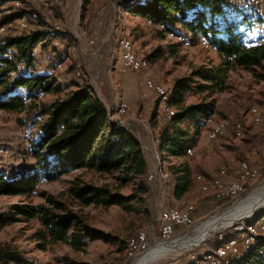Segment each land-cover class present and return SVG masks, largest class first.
Segmentation results:
<instances>
[{
	"label": "rangeland",
	"instance_id": "1",
	"mask_svg": "<svg viewBox=\"0 0 264 264\" xmlns=\"http://www.w3.org/2000/svg\"><path fill=\"white\" fill-rule=\"evenodd\" d=\"M66 1L62 0L56 7L60 11L58 16L53 8L42 9L47 25L68 33L69 39L66 38L65 41L53 39L43 54L34 55L36 72L45 74L46 70L52 69V76L63 89L59 94L43 95L36 100V103L46 105L57 96L65 95L64 91L74 89L67 85H75L76 82L79 85L84 82L90 85L97 97L106 105L107 111L114 109L118 101L123 102L126 105L125 111L121 115H113V121L125 130L131 131L142 141L143 148L145 147L144 156L148 164V174L158 166L161 177L159 176L153 182L146 180L149 187V193L145 196L146 201L130 202L128 210L118 206L105 207L100 204L81 207L68 200L65 193L76 178L86 185L107 187L111 192L123 196L131 194L136 187L137 180L122 185L116 175L98 174L87 170L69 172L54 182H42L38 185L37 194L0 196V215L11 219L0 227V247L6 246L20 252L23 258L22 264H129L127 241L137 233L145 232L148 246L153 247L152 245L159 241L157 217L164 208L172 206L180 208V205H183V208L189 203L192 204V209H195L194 225H189L182 232L175 234L172 241L181 237L189 239L196 235V228L203 222L222 215L255 191L264 189V80L258 81L250 72L243 69L227 72L222 85L223 90L215 91L211 98L207 99L214 102L217 116L215 118L227 123L222 136L226 135L211 142L207 138V130H200L199 135L195 137V146L191 148L188 157L175 159L168 155L166 160H162L153 144L162 124L161 118H157L158 105L155 100L157 96L146 90L143 82L154 81L162 85L167 92L175 80L188 76L196 69L218 68L220 57L210 47L200 46L199 39L193 41L191 48L177 45L174 40L166 37L165 33L162 34L155 30L156 28L147 26L143 18L135 16L137 8L132 14H126L121 7V23H118L120 28L117 32L116 15L113 16L105 11L106 6L109 5L107 0H68L70 1L68 5ZM126 1L130 2V0ZM12 5L14 4L0 2V18L9 13L8 8ZM24 22L17 21L10 25L5 36L19 35L26 26ZM33 23L35 22L27 23L29 29L35 28ZM257 26L253 28L254 33L257 31L254 36L264 37V25L261 26V30ZM102 27L104 30H101ZM120 37H125L131 42L133 52L139 59L147 60L146 58L158 48L163 50L162 56L147 61L148 66L139 72L122 71L116 62L119 52L116 41ZM92 41L94 45L89 44ZM51 58L53 63L59 65L58 67L51 66ZM76 71L80 73L79 76L82 73L84 79H76L79 77L76 76ZM260 73L264 71L260 69ZM8 77L12 80L15 76ZM189 99L194 102L198 97L192 94ZM251 108H256L260 113L261 118L258 123L252 122L248 115ZM26 116L25 113L0 111V147H6L14 152L13 149L16 148L14 144L17 146L25 143L27 134L23 129L26 125L21 121ZM234 121L242 124L241 137L236 138L232 135L231 125ZM9 145L12 147L10 148ZM12 157H0V170L12 161ZM183 161L190 167L194 179L197 176H203L206 179L222 167L227 169V178L228 176L232 178L237 170L234 171V169L242 161L255 167L258 176L245 194L236 200L216 201L210 197L212 194L210 191H200V184L196 179L194 189L180 200H174L170 192L171 182L164 180L165 175L162 176V169H168L170 165H177ZM40 193L60 198V200L64 199L70 210L79 215L86 226L109 235L110 242L90 241L82 253L73 251L62 244L51 246L47 251L41 252L32 238L37 223L34 220L24 221L12 212V207L15 205L42 204L44 198ZM262 213H264V207L247 219L253 221ZM219 231L198 246L187 250H176L150 264H167L172 259L188 256L191 259L197 258L195 260L197 261L203 253L214 246V238Z\"/></svg>",
	"mask_w": 264,
	"mask_h": 264
},
{
	"label": "trees",
	"instance_id": "2",
	"mask_svg": "<svg viewBox=\"0 0 264 264\" xmlns=\"http://www.w3.org/2000/svg\"><path fill=\"white\" fill-rule=\"evenodd\" d=\"M0 2L14 4L8 8L9 13L0 18V28H4L0 33V111L27 115L21 121L26 125L23 129L27 134L26 141L23 145H13L16 148L9 155L13 156L12 161L1 167L0 196L37 194L42 182H54L69 172L87 170L116 175L122 185L137 180L136 187L131 194L123 196L107 187L86 185L76 178L65 193L68 200L81 207L100 204L118 206L123 210L130 209V202H145L149 193L146 180L150 181V173L142 141L111 119L90 85L76 82L78 85H67L74 89L64 91L65 95L57 96L46 105L36 103L38 94H59L63 89L48 74L49 70L41 74L34 67V55L38 49L45 50L51 40L65 41L69 36L48 26L43 17L42 8H53L58 16L60 11L56 7L61 2L48 0L47 6L31 0ZM135 8V16L143 18L147 26L157 31L162 26L164 30L159 32L165 35L189 32L192 45L196 39L204 40L206 46L220 57L218 68L196 69L175 80L170 90L166 89L169 93L167 105L174 111L170 119L165 117L160 99L153 95L158 105L157 118L162 120L154 140L155 150L162 160L168 155L184 159L188 157L186 151L195 146V137L200 130H207L205 119L212 115L217 117L213 100L207 99L215 91L223 90L227 72L243 69L258 81L264 80V73H260V69L264 71V40L261 41L264 38L255 37L257 31L251 30L256 25L261 30L264 21L224 16L223 0H130L122 5L126 14H132ZM17 21H25V28L19 35L5 36L10 25ZM32 22H35V28L29 29L27 23ZM162 52L161 48L156 49L146 58L147 61L159 58ZM51 66L54 67L53 62ZM9 75L15 77L10 80ZM81 75L76 79H84ZM18 89H24L28 94L33 92V101L26 103L15 95ZM192 94L198 97L197 101H190ZM38 116H42L41 122H37ZM162 174L164 180L171 182L170 192L174 200H180L194 189L196 181L184 161L162 169ZM40 195L44 198L42 204L15 205L12 212L24 221L37 223L32 238L41 252L62 244L82 253L90 241L110 242L109 235L86 226L64 199L44 193ZM7 220L11 221L0 215V227L7 224ZM11 263L22 264L21 253L10 247H0V264Z\"/></svg>",
	"mask_w": 264,
	"mask_h": 264
},
{
	"label": "bare ground",
	"instance_id": "3",
	"mask_svg": "<svg viewBox=\"0 0 264 264\" xmlns=\"http://www.w3.org/2000/svg\"><path fill=\"white\" fill-rule=\"evenodd\" d=\"M33 2L39 3L43 6L48 5V0H31ZM53 3H59V0H51ZM225 3L224 16L228 17H245L249 20L261 19L264 21V0H223ZM264 25V23H263ZM23 26V25H21ZM258 28V27H257ZM159 31L164 30L162 26L158 27ZM4 28H0V33ZM253 30V28L251 29ZM166 37L174 40V42L183 47L191 48L192 47V35L189 32L178 33H169L165 35ZM264 38L260 36V39ZM262 39L261 41H263ZM200 46H206L204 40H200ZM118 46V58L120 61L124 55H127L128 62H134L135 68H127L130 72H139L145 69L148 66V62L145 59H139L135 55L132 49L131 42L125 37H120L116 41ZM125 45V47H124ZM120 54V57H119ZM57 63H54V67H58ZM53 70H49V75H52ZM80 73L76 71V76H79ZM144 83L149 84V86H144L146 90L150 91V88H158L160 90H152L161 102L162 108L165 111V117L170 119L174 116V111L168 107L167 102L169 98V93L165 91L162 85L155 83L151 80H145ZM15 95L21 97L26 101V103H31L33 101L32 96L34 93H27L24 89H18L14 92ZM43 94H38L36 99L39 100ZM126 109V105L123 102L118 101L110 113V117L121 115ZM252 122L258 123L261 116L259 111L256 108H251L248 111ZM37 122L42 121V116H38ZM113 120V119H112ZM205 126L207 127V138L209 141L214 142L218 137L222 136L227 128V123L222 120H218L214 115L208 117L204 121ZM232 130L234 137H241L243 134V127L240 122L232 123ZM153 142V141H152ZM155 142V141H154ZM154 144V143H153ZM191 149L186 151V154H190ZM11 150L6 147H0V157L6 158L10 155ZM251 167L247 162L242 161L238 164L236 173L233 179L227 178V169L225 167L220 168L215 174L209 175L206 179L203 176H197L195 179L200 184L199 189L201 192L210 191L212 196L216 200H221L225 197V194L228 191H236L239 187V196L245 194V192L255 183L257 180V170ZM10 175V174H9ZM159 175V169H155V176ZM150 177V175H149ZM8 178V177H6ZM11 179V177H9ZM264 207V189L255 191L246 199L240 201L237 205L231 208L229 211L223 213L222 215L216 216L203 222L199 227L196 228V235L189 239L185 240H176L169 244H161L151 247L143 255H140L136 258L133 264H150L156 260H159L163 256L174 252L176 250H187L195 246H198L206 238L210 237L215 232L226 228L231 225L229 230H225L224 235H220L215 238L214 246L203 253V255L195 261L193 264H203L204 260H210L215 258V252H221L226 250L228 247H233L235 243L245 235V228L248 230H255V235L249 241L245 243V251L240 254H236L235 258L227 264H238L241 263L244 259L247 261L244 264H264V213H262L255 220L251 221L248 219L236 221L238 218L250 214L253 210H259ZM166 212V217H174L175 222H184V219H192V206L188 205L183 208L179 207H167L164 208ZM252 219V218H251ZM236 221V222H234ZM234 222V223H232ZM145 232L137 233L133 238L127 241V251L128 258L129 247L133 245L135 237H138ZM131 254H140V246H131Z\"/></svg>",
	"mask_w": 264,
	"mask_h": 264
},
{
	"label": "built area",
	"instance_id": "4",
	"mask_svg": "<svg viewBox=\"0 0 264 264\" xmlns=\"http://www.w3.org/2000/svg\"><path fill=\"white\" fill-rule=\"evenodd\" d=\"M59 1L61 2V0ZM89 44L94 45L93 41L92 43ZM252 44H257V42H252ZM121 62L125 70H127V68H135L134 62L127 61V55H124V48H123V56ZM143 85L149 86V84H146L144 82ZM152 90H160V89L150 88V91ZM249 168H255V167H249ZM149 179L152 182L154 180H157L155 176V169L150 172ZM239 189L240 188L238 187L236 191H228L225 194V197H223V199H221L220 201L230 200V199L236 200L240 198L241 196H239ZM157 224L159 230V241L153 244L152 246L161 245L164 243H170L174 239L175 227H187L189 225H194V221L192 218V219H184V222H175L174 217H166V212L163 209L158 214ZM230 228L231 225H229L225 229H222L221 231L216 233L215 238L219 237L220 235H224L225 230H229ZM254 236H256L255 230H248V228H245V235L242 236V238L239 239L235 243V245H233V247H228L226 250H223L221 252H215V258H211L210 260H204L203 264H227L228 262H231L232 259L235 258L236 254H240L245 251V243ZM131 246H140V254H131ZM131 246L129 247L130 263H133L138 256L143 255V253H145L147 250L151 248L150 246H148L147 234H142L138 237H135L134 243Z\"/></svg>",
	"mask_w": 264,
	"mask_h": 264
},
{
	"label": "crops",
	"instance_id": "5",
	"mask_svg": "<svg viewBox=\"0 0 264 264\" xmlns=\"http://www.w3.org/2000/svg\"><path fill=\"white\" fill-rule=\"evenodd\" d=\"M104 1H106V0H104ZM125 2H127L126 0H107V3H109V5H105L106 6V9H105V11L107 12V13H110L111 15H113V16H115L116 15V24H115V26L116 27H118L117 28V32H119V28H120V26H119V24L118 23H121L120 22V19H121V7H122V5L125 3ZM66 3H67V5L70 3V1L68 2V0L66 1ZM105 15V14H104ZM112 16V17H113ZM115 19V18H114ZM105 22V21H104ZM104 27H102V29L101 30H104L103 29ZM116 29V28H115ZM120 36V35H119ZM118 36V37H119ZM117 38V37H116ZM115 52H117V51H115ZM37 53H38V55H40V54H43L44 53V49L43 50H41V49H38V51H37ZM117 58V60H116V62L118 63V65H120V69L122 70V71H126L125 69H124V67H123V64H122V62L120 61V59L118 58V57H116ZM61 63V62H60ZM62 65V64H61ZM128 71V70H127ZM130 72V71H129ZM46 73V72H45ZM150 93V92H149ZM99 98V97H98ZM100 99V98H99ZM101 100V99H100ZM102 102V101H101ZM103 103V102H102ZM104 104V103H103ZM104 106L106 107V105L104 104ZM226 135V134H225ZM224 135V136H225ZM224 136H222V137H224ZM155 169H158V166H156L155 167ZM237 169V167L234 169V171ZM161 177V174H159V175H157V179H158V177ZM228 179H233V177L232 178H230L229 176H228ZM187 205H192L191 203H189V204H187ZM182 206L183 205H180V207L182 208ZM195 212V209L193 208V211H192V213H191V215H192V217L194 218L195 216H194V213ZM185 227H175V234L177 235V233H180V232H182L183 231V229H184ZM197 259V258H196ZM196 259H191V257H178V258H175V259H172V260H170L167 264H193V262L196 260Z\"/></svg>",
	"mask_w": 264,
	"mask_h": 264
},
{
	"label": "water",
	"instance_id": "6",
	"mask_svg": "<svg viewBox=\"0 0 264 264\" xmlns=\"http://www.w3.org/2000/svg\"><path fill=\"white\" fill-rule=\"evenodd\" d=\"M256 211H258V210H253L252 212H250V214H248V215H245V216H243V217H240V218H238L236 221H241V220H245V219H247V218H250L253 214H254V212H256ZM236 221H234V222H236ZM234 222H232V223H234ZM231 225V224H230ZM228 227V226H227ZM182 239H187V238H185V237H181V238H178V239H176V240H182ZM171 242H173V241H171ZM170 242V243H171ZM164 244H169V243H164ZM144 254V253H143ZM130 264H133V263H130Z\"/></svg>",
	"mask_w": 264,
	"mask_h": 264
}]
</instances>
